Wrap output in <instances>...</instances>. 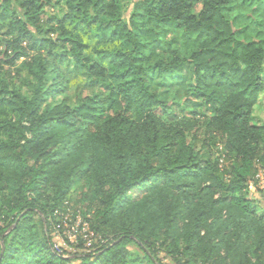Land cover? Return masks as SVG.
<instances>
[{"label":"trees","instance_id":"trees-1","mask_svg":"<svg viewBox=\"0 0 264 264\" xmlns=\"http://www.w3.org/2000/svg\"><path fill=\"white\" fill-rule=\"evenodd\" d=\"M235 1L2 0L11 37L0 53V264H163L161 252L172 264H264V206L260 215L261 200L246 195L253 179L264 201V124L253 119L264 41L238 37L226 15ZM61 4L64 15L52 13ZM49 45L108 93L47 103L67 86L52 77ZM22 58L30 96L4 74ZM186 63L193 96L213 111L210 146L186 140L187 122L166 121L148 85ZM74 190L93 241L85 250L81 234L69 243L82 253L59 252L55 213Z\"/></svg>","mask_w":264,"mask_h":264},{"label":"rangeland","instance_id":"rangeland-1","mask_svg":"<svg viewBox=\"0 0 264 264\" xmlns=\"http://www.w3.org/2000/svg\"><path fill=\"white\" fill-rule=\"evenodd\" d=\"M57 0H54L56 2ZM2 0H0V3ZM14 3V2H13ZM64 4V3H63ZM201 9V4H197L194 8L195 12L198 13ZM52 13L56 15L63 16L65 9L61 5H55L51 8ZM226 15L234 22L235 29L238 33V37L243 40H262L264 41V0H236L229 9L226 11ZM9 22L7 19L6 23ZM174 33H170L173 36ZM179 43L182 42V37L180 35L174 34ZM50 36L56 37L55 33H50ZM170 36V37H171ZM11 35L7 34V29H0V53L5 49L6 40L9 39ZM25 45V44H24ZM39 44L36 46L37 51ZM34 49L28 48L27 51L30 55L34 54ZM45 57L50 60L56 59V71L51 72L52 77L54 75H59L62 73L66 78V89L63 94L57 96L56 99L52 100V96L47 94V103L60 104L65 102L68 105L74 106L77 104L79 94H97L104 95L108 93L105 85L99 83L96 86L91 84V79L88 77L85 67H80L76 63V59L73 56L60 60L61 56L66 55V53L61 48L49 45L42 49ZM94 61H103L105 63H110L112 57L108 59L96 58L91 56ZM24 58L20 59L13 65H4V74L13 81L24 91L27 96H30L34 91L35 81L30 76L28 70L23 67ZM55 73V74H54ZM50 74V75H51ZM264 78V74H263ZM194 73L193 67L186 63L174 71L168 73L166 76L154 75L148 79V85L150 89L155 92V94L163 101L165 106L158 108V113L168 122H187L188 128L185 132L186 140L188 142H197L198 147H202V142L205 140V144L211 143L213 141L207 132V121L212 116V109L207 106L203 101L197 100L193 94L192 89L194 86ZM49 85V83L47 84ZM47 89V86H46ZM60 97V98H59ZM253 119L257 124H264V90L260 94L259 101L253 111ZM189 125H192L189 127ZM212 138V139H211ZM0 139H5L0 137ZM222 140H220L221 142ZM223 141L221 142V144ZM220 144V145H221ZM207 146H210L207 145ZM214 151H220L223 153L227 160L231 159L230 154L226 151L223 146H214ZM221 154V155H223ZM259 183H255L251 179L249 189L246 195L249 197H254L261 200L262 204L259 209V214L262 215L264 206V201L262 200L261 193L258 186ZM260 185V184H259ZM78 191L74 190L69 194L68 200L64 203L63 208L69 211L71 215H74V210L82 211L80 204L76 201ZM63 211V210H62ZM82 212H76L74 217H70L73 222H76V217L82 218ZM79 219V218H78ZM59 224L64 223V219L60 218ZM54 243L58 246L59 251L64 252H79L82 253L83 250L90 251V245L93 239L86 234H82L83 240L85 241L86 248L83 250L76 249L69 243V240H65L63 237L58 235L56 230L52 234ZM68 241V242H67ZM94 243V242H93ZM72 244H77L73 242ZM131 251L134 253V257H143V252L137 246H131ZM159 259L163 264H172L171 258L166 256L165 252L159 254ZM143 264H149L147 261Z\"/></svg>","mask_w":264,"mask_h":264},{"label":"built area","instance_id":"built-area-1","mask_svg":"<svg viewBox=\"0 0 264 264\" xmlns=\"http://www.w3.org/2000/svg\"><path fill=\"white\" fill-rule=\"evenodd\" d=\"M257 178L259 179L260 183L263 185V183H264V171L263 170H261L258 173ZM55 214L60 218L63 217V219H64V223L59 224L57 229H55L56 232H58L59 236L63 237L64 239H68L71 243L76 242L77 238L81 234L88 232V230H89L88 223L83 222L82 218H80L79 215L76 217L77 218L76 222H73L70 219V217H72V215L69 213V211H67L66 213H62L61 211L57 210ZM56 247L58 248L57 245H56ZM59 252H61V251H59Z\"/></svg>","mask_w":264,"mask_h":264}]
</instances>
